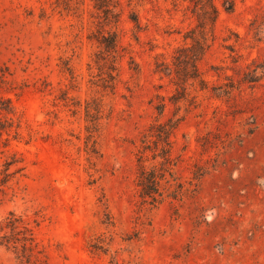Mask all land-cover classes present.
I'll list each match as a JSON object with an SVG mask.
<instances>
[{"label": "rangeland", "instance_id": "rangeland-1", "mask_svg": "<svg viewBox=\"0 0 264 264\" xmlns=\"http://www.w3.org/2000/svg\"><path fill=\"white\" fill-rule=\"evenodd\" d=\"M0 95V264H264V0H0Z\"/></svg>", "mask_w": 264, "mask_h": 264}, {"label": "trees", "instance_id": "trees-1", "mask_svg": "<svg viewBox=\"0 0 264 264\" xmlns=\"http://www.w3.org/2000/svg\"><path fill=\"white\" fill-rule=\"evenodd\" d=\"M200 10H201L200 13L202 12V16H203L202 20L204 22L207 21L211 15V11H212L211 6L204 5V7ZM201 27L203 28L199 30L200 36L197 39V45H201V44L204 45L208 39L207 32L205 31V26L201 24ZM184 57H186V59H190L192 56L189 54L188 55L185 54ZM13 109H14V105L12 103V100L9 97H4L0 95V136L3 134V132L8 131L14 126V119L10 115V113L13 112ZM17 222H20V219L18 217H15L13 214H11L7 222V226H10L11 229L14 230L16 227H18ZM19 232L22 233L21 237L4 236L6 237L5 242L9 243L12 240V238H16V240H21L22 249H23L22 255L27 256V258H30L32 255L31 251L33 250L32 247V243L34 241L33 232L31 228L27 226H23L21 229H19ZM27 250H29L28 253Z\"/></svg>", "mask_w": 264, "mask_h": 264}]
</instances>
